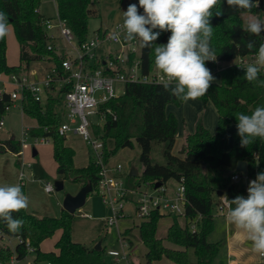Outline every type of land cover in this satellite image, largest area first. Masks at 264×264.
Listing matches in <instances>:
<instances>
[{"label":"trees","instance_id":"1","mask_svg":"<svg viewBox=\"0 0 264 264\" xmlns=\"http://www.w3.org/2000/svg\"><path fill=\"white\" fill-rule=\"evenodd\" d=\"M95 2L98 0H57L60 19L67 23L80 43L88 41L89 19L94 13L90 7ZM40 4L41 0H0V12L7 16V24L14 27L20 47V65L9 66L6 35L0 38V74L27 73L30 63L43 59L54 62L62 72L60 55L47 50L48 37L42 26L46 17L39 10ZM217 8L223 11V15L220 17L213 15L210 21L213 29L225 23L230 26L221 34V38L224 39L222 43H215L211 38V46L217 60L206 61L205 66L212 70H218L220 64L231 62L240 56L255 54L259 45L264 43V33L257 36L245 31L241 17L242 14L264 15V0H260L259 8H253L250 12L235 10L227 5L226 0H221ZM170 35V32H162L152 48H141V65L144 73L155 67V46L166 44ZM250 40L255 41V48L252 50L246 47V42ZM220 69L222 70L217 73L221 75V83H211L208 92L198 98L204 105L211 102L215 106L219 116L217 132L211 134L198 123L195 132L185 136L181 156L172 154L178 133V120L174 114H167L166 109L168 105H180L182 101L171 95L170 91H166L163 85L128 84L124 95L102 107L105 118L101 137L105 143V161L107 162L119 149L133 148L134 143L141 148L139 159L144 172L142 176L139 174L141 182L135 184L133 189L136 190L142 185L154 188L158 182L166 186L172 179L186 188L185 227L180 223L178 216L169 215L172 216L173 223L168 229L166 239L174 247L168 246L157 237L159 221L165 217L160 211H153L136 226L140 240L147 250L148 263L167 258L175 264H213L222 248V242L208 241V236L214 230L213 209L218 201V194L222 192L229 200L237 195L246 197L249 182L256 178L257 173L264 171V139L256 138L247 147H241L240 137L236 131L232 150L225 151L227 126L238 123L237 113L251 115L256 107L264 106V87L248 82L244 78L245 70L235 66ZM260 79H264L262 71ZM64 91L61 89L60 93ZM60 101L61 97L54 93H51L44 103L35 101L30 92L24 93L21 100L23 112L37 121V127L29 129L28 135L30 138L46 137L53 141V157L58 175L64 179L78 181L83 186L91 182L93 191H97L99 169L95 162L91 161L84 168L75 167V151L66 145V138L58 133L61 121L56 107ZM11 104L10 97L6 94L0 101V122L6 114V107ZM93 132L96 136L99 135V125L94 126ZM108 140L114 143L112 151L108 150ZM154 142L165 146L163 152L165 165L156 163L152 158ZM6 152L16 155L19 166L21 141L16 142L15 139L0 141V153ZM240 161L248 165L247 175L240 174L242 179L247 181L235 183L232 176L239 174L235 170ZM21 190L24 193L22 187ZM12 216L23 219L25 221L23 227L17 233H11L6 223L0 220V234L9 239L23 240V243H17L15 246V253L20 261L29 253L25 246L29 241L36 255L34 264H111L105 259L103 249L97 251L73 240L72 222L75 215L64 209L59 218H39L30 214L27 209L13 212ZM192 223L197 225L195 232L190 230ZM57 231H61V237L56 243L58 252H42L41 244ZM132 232L133 229H129L122 234L129 245L133 244L129 237ZM189 249L194 250L196 263L190 262ZM12 254L11 248L0 250V257L4 262L8 261Z\"/></svg>","mask_w":264,"mask_h":264},{"label":"rangeland","instance_id":"2","mask_svg":"<svg viewBox=\"0 0 264 264\" xmlns=\"http://www.w3.org/2000/svg\"><path fill=\"white\" fill-rule=\"evenodd\" d=\"M126 2V3H125ZM129 4H137L138 0H98L90 7V10L94 11L90 15L89 25H88V36L87 39L91 40L95 37L97 31L103 27L107 29L112 26V24L117 21L119 14H122L123 11L127 10ZM139 9V8H138ZM40 12L44 17L50 18L57 23L58 20V9L56 6L55 0H41L39 7ZM141 10V9H139ZM143 13V9L141 10ZM243 18L245 15H242ZM257 19L264 21V15L254 14L251 15ZM246 22L243 19V23ZM117 24V23H115ZM114 24V25H115ZM113 25V26H114ZM112 26V27H113ZM230 24L225 23L221 27L213 29L212 38L215 43H222L224 41L221 38L222 32L228 30ZM56 35H59V32L54 31ZM7 40V63L9 66H19L20 65V47L17 41L14 27L8 25V32L6 34ZM59 46H63L64 43L59 40L57 41ZM80 47V42L75 37L72 45L68 46L67 49L70 53L74 54ZM117 49L116 45L105 46L101 48L100 53L107 54L109 50L115 52ZM64 49L63 53L65 52ZM62 53V54H63ZM233 62L225 63L219 65V68H226L231 65ZM49 60H41L39 62H32L27 67V72L29 75L32 73L36 74V78L40 79L46 74V69H49L51 66ZM25 65L24 63L22 64ZM215 77V80L212 83H221V75L219 73L212 74ZM1 78L7 80V75L3 74ZM35 78V79H36ZM61 85H56V92L54 95H59L61 101L56 107V111L59 114L60 121L63 122L66 120L64 117V96L60 93ZM117 93L122 95L125 91V87L122 85L116 86ZM47 98V97H46ZM199 102L202 107V111L195 106L193 102ZM193 100H188V104L184 105L183 109L181 106L170 104L168 105V111H174L177 113L176 118H179L180 132L176 137V143L172 150V154L175 156H181L180 151L184 145V136L186 133H194L197 127V124H202L211 134H216L218 124V113L214 105L210 103L211 108L209 109L208 105L204 107L203 102L198 98ZM195 102V103H196ZM208 108V109H207ZM167 110V109H166ZM205 110V111H204ZM213 110V111H211ZM183 112V113H182ZM167 114H169L167 112ZM4 125L0 127V141L10 140L13 137L16 142H24L26 144L22 145L21 152V162L20 167L17 166V157L11 152L0 153V186L3 185H19V175L23 173L24 175V194L29 199V206L27 211L33 215H42L41 217H52L59 218L61 216L62 205H59V201L62 199L64 201L66 195H76L83 185L78 181H73L71 179H64L62 176L57 173V164L53 157V141L50 140L46 144L39 143L40 140L36 141L35 138H30L27 131L29 127L37 124V121L31 119L24 114L22 109L21 101H16L11 105L10 110L6 111L4 115ZM93 122H96L99 125L100 133L103 135L104 123L103 121L98 120L96 116L91 117ZM211 129H213L211 132ZM227 140L225 144V151H231L234 144V133L237 131V124L231 123L227 126ZM66 144L72 147L75 151L74 164L77 168L87 167L91 161H95V151L92 146L88 145L82 137L71 134L67 137ZM108 150H114V143L111 140L107 141ZM164 145L154 142L152 149V158L156 163L165 165L166 159L164 157ZM38 152V156H33V150ZM140 152L141 148L137 143H134L133 148H124L116 151L108 160L110 166H116L121 164L124 172L120 175H116L118 179H123L129 188L133 189L135 184L141 182V179L136 177H129L131 169L135 168L138 170L140 176L143 175L144 167L140 162ZM58 181H63L64 189L57 192L55 188V183ZM234 182V181H233ZM245 180H241L237 183H243ZM236 183V182H235ZM21 184V185H20ZM50 184L53 186L54 191L51 194L45 192L44 187ZM179 186L178 182L175 180H169L166 184L167 196L173 198V192ZM143 190L146 189L148 193L154 194V190L147 186V188L142 185ZM137 198L135 194H128L125 197L126 202H121L124 205L123 216H120L116 220V223L112 226H107V218L112 217V209L103 203L101 194H98L97 191H93L87 198L84 207L76 212L75 217L72 222V237L82 243L83 245L89 248H95L98 243L102 244V249L104 250V257L111 264L113 259L108 255V251L117 250L121 253H128L129 250H133L136 247V251L130 255L128 261L129 264H175L173 261L163 258L159 261L153 263H148L146 259V247L140 240L139 231L136 229V226L141 223V220L137 218L135 213L134 202ZM119 207V204L116 205ZM84 214H89L90 218H85ZM214 216V230L208 236V241L211 243L222 242V248L218 257L216 258L213 264H229L228 258V248H227V238L234 232L236 233L237 238L234 241V252L237 254L233 258L238 264H253L260 263L259 261L263 260L260 255L253 251L252 242L247 239L246 233L237 228L227 219L226 215H222L219 211L217 203H215L213 209ZM179 221L182 226L185 227V220L182 217H179ZM173 223L172 216L165 215L158 224L157 237L163 240L170 247L171 245L166 237L167 232L170 226ZM129 229H133V232L129 236L133 241L132 246L123 245L121 242V237L124 232ZM61 237V231H57L51 238L45 240L40 249L42 252H58L56 248V243ZM7 245V242H2L0 238V244ZM12 247L17 244L15 239H10L9 243ZM177 248V247H176ZM177 249L183 250V248L178 247ZM189 260L192 263L197 262V257L194 250H188ZM36 255L34 252H29L27 257L24 260L18 261V264H34ZM46 264V263H42ZM122 264H128L126 261H123Z\"/></svg>","mask_w":264,"mask_h":264},{"label":"built area","instance_id":"3","mask_svg":"<svg viewBox=\"0 0 264 264\" xmlns=\"http://www.w3.org/2000/svg\"><path fill=\"white\" fill-rule=\"evenodd\" d=\"M55 2L57 4V0ZM138 11L142 14L140 10ZM122 23L123 21L106 31L96 33L93 39L80 43L79 49L72 54L67 49L68 46L72 45L75 38L72 29L68 27L64 20L60 19L59 15L57 23H54L50 18H46L42 26L48 37L47 50L60 55L62 58V72L54 62H51L52 67L47 71L42 81L31 80L28 72L19 75H7V80L1 78L3 74H0V101L7 94L13 104L15 101L23 100L25 92H30L35 101L44 103L46 97L56 92V85H61V89L65 90L62 95L64 96L63 103L66 120L61 122L58 133L64 138H67L70 134L78 135L88 145L93 147L96 154L94 162L99 169L97 192L101 194L103 203L112 209V217L110 216L106 220L107 226L114 225L116 220L123 216L124 205L121 202H126L125 197L128 194L137 195L134 205L135 213L139 220L149 217L156 210L164 215H175L186 220L185 204L187 198L186 188L183 184L178 183L179 186L173 192V198L167 196L166 186H161L158 189L148 186L154 190V194L148 193L142 187L136 190L129 188L123 179H118L116 176L124 172L122 165L110 166L108 161H105L104 140L100 133L96 136L93 132L94 126H98V124L93 122L91 117L96 116L98 120L104 121L105 117L102 107L124 95L125 91L122 95L117 93V85L124 86L125 90L128 84L163 85L160 79L161 73L156 66L147 73L143 72L139 40H124L123 31L120 27ZM55 30L59 32L58 36L54 33ZM109 33H121V35L118 40H113L110 38ZM59 40L64 43L63 46L57 44ZM107 45H116L117 49H115V52L109 50L107 54L100 53L99 50ZM65 48L66 50L63 53ZM255 59V54L240 56L231 61L233 63L229 66L244 70L248 64L254 63ZM43 61L45 60L43 59ZM221 70L220 68L218 70L210 69L212 74ZM261 71L264 73V67L261 68ZM53 85H55V89ZM11 105L6 107V111L10 110ZM3 125L4 119L0 122V127ZM35 139L36 141L40 140L39 143L41 144H46L50 141L46 137H37ZM21 143L22 145L23 143L26 144V140L24 142L21 141ZM240 174L242 173L232 176V181L237 183L245 180L246 182L247 179H242ZM242 175L245 176L244 174ZM23 178L24 175L21 173L20 180L22 181ZM145 187L147 188V185ZM44 189L47 193L54 191L53 186L50 184H47ZM118 204L119 207H116ZM217 205L222 215L228 214L229 207L226 196L218 197ZM190 230L193 232L197 230L196 223L190 224ZM0 238L2 242H7V245L0 244V250L2 248H11L13 250V254L8 261L4 262L0 257V264H18L20 260H18L15 253L16 245L12 247L9 244L10 239L2 237L1 234ZM15 240L17 243H23L21 238H15ZM121 242L123 245H129L123 237H121ZM25 246L28 252H34L29 241L26 242ZM131 249L126 254L117 250H110L108 255L113 259L114 264H122L123 261L129 264L128 259L133 253ZM260 257L264 258L261 255ZM229 264L237 263L229 260Z\"/></svg>","mask_w":264,"mask_h":264},{"label":"clouds","instance_id":"4","mask_svg":"<svg viewBox=\"0 0 264 264\" xmlns=\"http://www.w3.org/2000/svg\"><path fill=\"white\" fill-rule=\"evenodd\" d=\"M235 10L259 8L260 0H226ZM221 0H138L123 11L120 25L126 41L139 40L141 48H152L162 32H170L166 44L154 48L155 66L160 71L163 87L182 102L195 100L205 95L215 80L206 61L215 62L217 55L211 46L213 15L220 17L223 11L217 8ZM138 8L143 9L141 14ZM215 10V11H213ZM159 29V31H153ZM245 31L252 35L264 33V21L250 16L245 22ZM8 32L7 16L0 12V38ZM121 33H109L118 40ZM249 50L255 48V41H247ZM254 63L244 68V78L264 87L260 79L264 67V43L255 53ZM237 134L240 146L247 147L256 138L264 139V106H258L251 115L237 113ZM227 219L242 229L252 242L254 252L264 256V171L257 173L247 188V196L237 195L229 200ZM28 197L19 185L0 186V220L11 233H17L24 225L23 219H16L13 212L27 209Z\"/></svg>","mask_w":264,"mask_h":264},{"label":"water","instance_id":"5","mask_svg":"<svg viewBox=\"0 0 264 264\" xmlns=\"http://www.w3.org/2000/svg\"><path fill=\"white\" fill-rule=\"evenodd\" d=\"M12 139H15V138L13 137ZM36 155H37L36 150H33V156L35 157ZM235 171L238 173H242L244 175H247V173H248L247 163L244 161H240L238 163ZM129 176L130 177H138L139 176L138 170H136L135 168L131 169ZM161 186H162V184L158 182L155 184L154 188L158 189ZM55 188H56L57 192L62 191L64 189L63 181L56 182ZM92 192H93V185L91 182H89L88 184L83 186L76 195H71V194L66 195L64 202H63V209L65 211H67L68 213H70L71 215H75L77 211H79L82 207H84L88 196ZM222 196H224V194L222 192H220L218 194V197H222ZM94 249L97 251H101L102 250V244L98 243Z\"/></svg>","mask_w":264,"mask_h":264},{"label":"crops","instance_id":"6","mask_svg":"<svg viewBox=\"0 0 264 264\" xmlns=\"http://www.w3.org/2000/svg\"><path fill=\"white\" fill-rule=\"evenodd\" d=\"M134 2H136V0H134ZM126 3V2H125ZM139 9H141L142 10V8H139ZM138 9V10H139ZM140 10V11H141ZM142 12V11H141ZM242 15H245L244 16V18H243V16ZM241 15V17H242V19H245V20H247L251 15H249V14H242ZM117 21H115V23H119V22H122L123 21V13L122 14H119L118 15V17H117V19H116ZM114 23V24H115ZM114 24H112V26L114 25ZM111 26V27H112ZM244 26H245V22H244ZM110 27V28H111ZM110 28H108V29H110ZM106 27H103V28H101V29H99V30H101L100 32H103V31H106V30H108ZM99 30L97 31V33H99ZM52 67V64H51V66H50V68ZM49 68V69H50ZM49 69H46L45 71H46V73H47V71L49 70ZM29 75V74H28ZM46 75V74H45ZM29 77H30V79L31 80H33V81H42L44 78H45V76H43L42 78H40V79H37L36 78V74L35 73H32V75H29ZM36 78V79H35ZM18 101H20V100H18ZM193 101H195V100H193ZM201 101V100H200ZM16 102V101H15ZM196 102V101H195ZM193 102L194 104H195V106L199 109V111L201 112L203 109H202V107H201V104L199 103V102ZM202 102V101H201ZM210 103L211 102H209V103H207L206 105H208V108L209 109H213V108H211V106H210ZM188 104V102H182L180 105H178V106H181L180 108H182L183 109V107H184V105H187ZM204 105V104H203ZM206 105H204V107H206ZM169 107V106H168ZM168 107H167V112L169 113V114H171V111H168ZM215 107V106H214ZM207 108V109H208ZM216 109V108H215ZM205 111V110H204ZM211 111H213V110H211ZM63 114H64V117H65V108H64V110H63ZM183 113V112H182ZM172 114H174V115H176L177 116V113H175L174 111H172ZM177 120H178V133H177V135L179 134V132H180V124H179V118H177ZM35 127H37V124H35V125H33V126H30L28 129H32V128H35ZM210 130H211V132H214V131H212L213 129H211L210 128ZM217 132V130L215 131V133ZM187 134H192V133H186V135ZM71 135V134H70ZM185 135V136H186ZM185 136H184V140H185ZM66 140H67V138H66ZM67 145V144H66ZM68 146V145H67ZM68 147H70V146H68ZM70 148H72V147H70ZM73 149V148H72ZM35 150V149H34ZM74 150V149H73ZM37 152V151H36ZM227 152H229V151H227ZM36 156H38V152H37V155ZM35 156V157H36ZM89 165V164H88ZM18 166V165H17ZM19 167H20V165H19ZM19 182H21V186L20 187H22V188H24V179L21 181L20 180V175H19ZM45 188V187H44ZM45 190V189H44ZM47 193V192H46ZM48 194H51V193H48ZM62 202H64L62 199L59 201V205L61 206L62 205ZM63 210V208L61 209V211ZM33 215V214H32ZM35 216V215H34ZM42 216V215H41ZM40 215H36V217H39V218H42ZM84 217L85 218H90V215L89 214H84ZM237 236L238 235H236V233H232L228 238H227V242H226V244H227V248H228V251H229V254H228V258H229V260H233L235 263H237L235 260H234V256L235 255H237L235 252H234V241L236 240V238H237ZM73 240L75 241V242H78V241H76L74 238H73ZM78 243H80V242H78ZM82 244V243H81ZM132 246V245H131ZM132 248H133V246H132ZM136 251V247L134 248V252ZM133 252V253H134ZM132 253V254H133ZM260 263H262L263 262V260H261V261H259ZM238 264V263H237ZM253 264H257V263H253Z\"/></svg>","mask_w":264,"mask_h":264}]
</instances>
